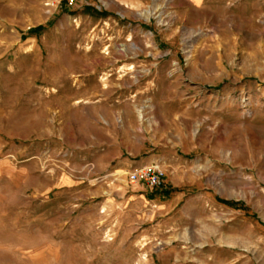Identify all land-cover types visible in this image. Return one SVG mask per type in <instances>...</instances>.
<instances>
[{
    "label": "rangeland",
    "instance_id": "374dc122",
    "mask_svg": "<svg viewBox=\"0 0 264 264\" xmlns=\"http://www.w3.org/2000/svg\"><path fill=\"white\" fill-rule=\"evenodd\" d=\"M0 264H264V0H0Z\"/></svg>",
    "mask_w": 264,
    "mask_h": 264
},
{
    "label": "built area",
    "instance_id": "2783aa9c",
    "mask_svg": "<svg viewBox=\"0 0 264 264\" xmlns=\"http://www.w3.org/2000/svg\"><path fill=\"white\" fill-rule=\"evenodd\" d=\"M62 1L69 7H74L79 2V0ZM128 178L132 183H145L152 190L162 189L165 185V172L158 165L136 168L128 173Z\"/></svg>",
    "mask_w": 264,
    "mask_h": 264
},
{
    "label": "trees",
    "instance_id": "16d2710c",
    "mask_svg": "<svg viewBox=\"0 0 264 264\" xmlns=\"http://www.w3.org/2000/svg\"><path fill=\"white\" fill-rule=\"evenodd\" d=\"M44 27L41 25V26H39V27H36L35 29H33L32 31H31V33H38V32H40L42 29H43ZM165 195H168V192L167 193H165ZM227 204H235V203H231V202H227V201H225Z\"/></svg>",
    "mask_w": 264,
    "mask_h": 264
}]
</instances>
